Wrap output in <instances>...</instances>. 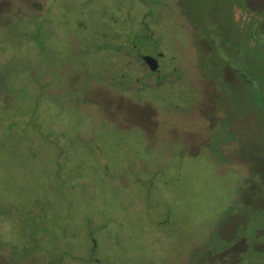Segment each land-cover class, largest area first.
Returning <instances> with one entry per match:
<instances>
[{"label":"rangeland","instance_id":"1","mask_svg":"<svg viewBox=\"0 0 264 264\" xmlns=\"http://www.w3.org/2000/svg\"><path fill=\"white\" fill-rule=\"evenodd\" d=\"M0 264H264V0H0Z\"/></svg>","mask_w":264,"mask_h":264},{"label":"flooded vegetation","instance_id":"2","mask_svg":"<svg viewBox=\"0 0 264 264\" xmlns=\"http://www.w3.org/2000/svg\"><path fill=\"white\" fill-rule=\"evenodd\" d=\"M134 49H135V47L134 46H132ZM129 50H131V48L129 49ZM156 55V54H155ZM135 56H137V58L135 57V60H137V61H139V63L144 67V69H145V71H146V75L148 74V75H154V76H156V74H157V72H158V70H157V68H156V70L155 71H150L149 70V68H148V66L143 62V60H142V57H144V56H149V57H151V58H155V57H153L152 55L150 56V55H138V54H135ZM156 57H157V55H156ZM156 60V59H155ZM157 62V61H156ZM147 75V76H148Z\"/></svg>","mask_w":264,"mask_h":264},{"label":"water","instance_id":"3","mask_svg":"<svg viewBox=\"0 0 264 264\" xmlns=\"http://www.w3.org/2000/svg\"><path fill=\"white\" fill-rule=\"evenodd\" d=\"M143 62L148 66L150 71H155L157 68L156 60L149 57V56H144L142 57Z\"/></svg>","mask_w":264,"mask_h":264},{"label":"trees","instance_id":"4","mask_svg":"<svg viewBox=\"0 0 264 264\" xmlns=\"http://www.w3.org/2000/svg\"><path fill=\"white\" fill-rule=\"evenodd\" d=\"M137 58V56H135Z\"/></svg>","mask_w":264,"mask_h":264}]
</instances>
